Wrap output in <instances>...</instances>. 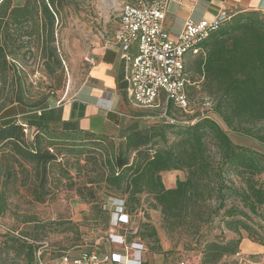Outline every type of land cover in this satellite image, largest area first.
Wrapping results in <instances>:
<instances>
[{
	"label": "trees",
	"instance_id": "trees-1",
	"mask_svg": "<svg viewBox=\"0 0 264 264\" xmlns=\"http://www.w3.org/2000/svg\"><path fill=\"white\" fill-rule=\"evenodd\" d=\"M59 4L60 0H24L21 5L0 0L2 71L7 66L13 67L19 55L24 54L21 51L28 40L34 34L38 36L41 28L36 21L40 11L48 19L44 23L45 36L52 41L54 13L50 7ZM202 47L205 55L196 57L193 68L201 80L188 86V99L194 98L200 85L198 90L205 97H212L213 112L228 129L250 132L251 126L264 121V17L256 12L237 15L212 32ZM46 58L59 64L55 47H50ZM18 87L19 97L15 99L20 104L18 110L10 103L0 114V160L3 157L5 168L2 171L0 161V175L4 178H12L18 171L22 173L23 183L33 178L44 189L52 168L64 164L58 157L57 136L68 135L72 140L74 132H82L94 142L96 150L97 145L102 150H97L98 156L90 157L94 176L86 174V180L76 190L80 197H86L84 191L92 196V186L103 181L108 191L120 192L119 198L103 194L102 204L109 220L113 200H122L124 212L131 217L129 206L135 205L131 210L139 206L144 193L151 200L150 208L159 209L174 225L190 226L194 233L222 210L224 228L238 237L206 241L201 264H218L224 256L237 253L240 230L264 242V187L255 179L264 172V154L248 146L234 145L213 117H201L192 125L170 124L159 119L145 128H128L116 142L106 134L82 130L75 122L62 120L61 110L50 108L44 101L28 106L20 96V83ZM119 89L125 97L123 84H119ZM205 97L197 103L206 102ZM173 109L169 104L168 114L172 115ZM19 115L22 121L16 119ZM167 133L174 134L176 140L167 144ZM208 140L215 148L213 153L207 148ZM76 166L78 172L85 167L79 163ZM168 170H186L187 174L167 188L161 173ZM229 171L242 177L241 187L234 186L226 177ZM236 200L238 204L227 206L228 201ZM212 201L214 206L210 205ZM147 236H155V231L151 230ZM30 252L34 255L31 245ZM63 252L52 251L50 256Z\"/></svg>",
	"mask_w": 264,
	"mask_h": 264
},
{
	"label": "rangeland",
	"instance_id": "rangeland-1",
	"mask_svg": "<svg viewBox=\"0 0 264 264\" xmlns=\"http://www.w3.org/2000/svg\"><path fill=\"white\" fill-rule=\"evenodd\" d=\"M12 1L14 5L24 2ZM122 1L125 0H60L58 7H50L54 13L52 41L45 36L44 23L47 24L48 19L40 11L36 21L41 28L38 36L34 34L28 40L21 51L24 54L19 55L13 67L7 66L2 71L0 66V114L10 103L18 110L17 105L20 104L15 101L19 97L18 83L22 91L20 96L28 106L44 101L50 108L58 109L60 103L69 99L86 74L94 45L102 40L104 32L114 28L115 20L110 16L109 8L114 2L118 5ZM50 47H55L59 64L46 58ZM195 60L190 59L188 65L192 79L198 80L193 69ZM7 61H10L9 57ZM198 89L201 90L200 85ZM198 89L194 98L188 99L187 111L173 109L172 116L178 122L184 123L202 114L209 115L218 121L234 145L248 146L264 154V121L255 126L248 125L250 132L247 133L230 130L214 114L212 97H205V93ZM202 96L206 98V104L197 103ZM127 105V116L120 131L108 135L116 142L128 128H145L160 119L159 109L145 110L132 104ZM16 119L22 121V116ZM57 139L54 140L59 145L57 149H60L58 157L64 164L52 168L44 189L39 188L33 178L23 183L22 173L18 171L8 179L0 175V264H36L38 248L41 258L45 260L52 251L60 250L72 254L81 250L120 252L123 247L112 242L108 236L111 230L117 235H124L127 244L129 241L143 244L145 252L142 259L145 264H201L202 248L206 241H227L238 237L235 232L224 228L220 217L222 210L194 233L190 226L174 225L162 216L159 209L150 208L151 200L144 193L141 194L139 206L132 210L135 205L129 206L135 217L132 226H111L107 218L108 211L103 208V194L118 197L121 196L120 192L108 191L103 181L92 186V196L84 191L86 197H80L76 190L86 180V174L94 176L95 173L90 170L93 167L90 157L98 156L97 150L101 146L97 145L96 150L94 142L82 132H74L72 140L68 135H58ZM175 140L174 134L167 133V144ZM211 143L208 140L207 148L213 153L215 148ZM107 147V151H110L111 147ZM2 160L3 157L0 161L4 171ZM77 163L82 167L85 165L79 172L75 168ZM186 174V170H168L162 172L161 177L168 188L174 186L176 179L183 180ZM225 175L234 186L243 185L242 177H238L234 171ZM255 179L264 187V172L255 176ZM232 203L238 204V200L228 201L227 206ZM214 204L210 202L211 206ZM151 230L155 231V236H147ZM239 233L241 241L238 252L224 256L218 264H264V242L249 236L244 230ZM30 245L34 247V255H31ZM129 253L128 250L130 257Z\"/></svg>",
	"mask_w": 264,
	"mask_h": 264
},
{
	"label": "built area",
	"instance_id": "built-area-1",
	"mask_svg": "<svg viewBox=\"0 0 264 264\" xmlns=\"http://www.w3.org/2000/svg\"><path fill=\"white\" fill-rule=\"evenodd\" d=\"M167 4L168 0H125L111 5L110 16L117 25L108 36L103 33L102 38L113 40L120 48L126 99L145 110L159 109L158 118L175 124L178 121L168 114V105L187 111L188 86L197 85L201 80L192 79L189 60L205 55L202 43L231 16L222 12L211 20H188L176 35L171 36L164 27ZM206 116L209 115L202 114L184 123L192 125ZM130 219L123 210V201L115 199L110 206L111 226L131 224ZM108 236L112 242L122 244L121 253L116 250L63 252L45 260L38 248L36 264H141L143 244L133 241L128 245L124 235H117L112 230Z\"/></svg>",
	"mask_w": 264,
	"mask_h": 264
},
{
	"label": "crops",
	"instance_id": "crops-1",
	"mask_svg": "<svg viewBox=\"0 0 264 264\" xmlns=\"http://www.w3.org/2000/svg\"><path fill=\"white\" fill-rule=\"evenodd\" d=\"M222 12L230 15V19L249 12L264 17V0H168L164 27L174 36L188 20H211ZM116 25L115 21L113 27ZM112 30L104 33L108 36ZM123 70L124 62L120 58L118 44L109 38H102L92 49L81 84L69 99L58 105L62 120L73 121L79 129L96 134H118L127 116V104H132L119 89V84L125 87ZM130 220L132 226L135 217L131 216ZM117 245L123 247L120 243ZM82 251L88 250L73 254Z\"/></svg>",
	"mask_w": 264,
	"mask_h": 264
}]
</instances>
